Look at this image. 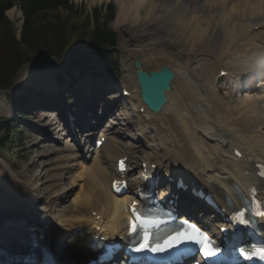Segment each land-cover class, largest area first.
Returning <instances> with one entry per match:
<instances>
[{
	"label": "bare ground",
	"instance_id": "6f19581e",
	"mask_svg": "<svg viewBox=\"0 0 264 264\" xmlns=\"http://www.w3.org/2000/svg\"><path fill=\"white\" fill-rule=\"evenodd\" d=\"M117 1V24L127 21L132 22L131 27L142 28L139 30V41L145 39L149 31L152 45L155 46L151 50V57L159 62L172 61L177 67L172 68L175 81L180 82L178 91L176 89L173 92L175 90L172 87L173 91L166 94L167 103L163 111L153 114L147 108L144 110V116L149 115L148 129L157 132L154 140L158 138V143L151 145L143 160L149 159L157 166L164 165L174 170L184 169L200 185L212 189L216 195L226 194L231 199L234 198L232 189L245 194L251 192L254 186L263 188L264 182L258 180L257 173L260 172V166L264 165V80L258 81L257 86L253 87L250 80L253 76L264 77V0ZM166 44L172 50L179 48L178 54L199 58L196 59V68H189V64L183 61L185 57L182 59L178 54L172 55L169 51L159 49ZM139 60L144 67V61ZM127 61L123 66L128 78L123 86L129 91L128 98L132 96L136 103L132 107L134 110L145 105L139 98L134 70H131ZM27 69L28 66H25L17 74L16 80L22 81L20 84H24L25 80H37L39 69L49 70L34 62V68L25 77L26 72L22 71ZM222 70L234 82L232 91L244 93L238 101L229 91L220 93L216 88L217 75ZM239 86L244 89L243 92ZM100 93L104 92L88 94V101L93 102L89 112L94 110ZM2 102L3 96L0 95V110ZM41 116L56 115L44 112ZM48 117L41 120V129L47 134L64 132L60 122H53ZM107 117L108 112L96 123L99 131L105 130V140L98 150L90 148L95 136L92 132L85 134L82 146H77L74 140H70L71 135L63 132L61 143L57 142L59 147L55 145L57 148L45 146L38 137L32 141L31 145L45 150L31 161L28 168L51 163L54 157L40 158L46 157L50 150L51 153H57V164L54 160L53 168L49 169L53 172L48 177L51 186L48 202L36 199L30 186V177L21 176L13 164L0 157V208L5 209L0 222V241L4 239L8 246L22 248L20 241L29 237L25 224L35 219V214H30L33 210L39 212V221L46 224L44 237L53 243V247L79 249L88 242L97 225L109 239L123 235L121 229L126 220L123 205L133 198L134 192H127L123 198H116L110 192L111 179L116 177L113 167L119 157L115 154L120 149L117 137L112 134L117 125L104 123L102 120ZM73 119L76 120V117ZM156 146H159L160 151H165L161 152V156L158 150L155 151ZM235 150L242 154L240 158L234 155ZM73 166L77 168L73 170L71 185L66 188L62 181ZM74 181L80 182V189L76 193L79 196L71 200L72 207L62 208L59 200L69 195L67 193L73 189ZM162 193L166 192L161 189ZM82 208L94 210L101 218L104 215V222L86 217L81 212ZM75 228L77 230L73 232ZM19 231L20 235L5 238L7 234Z\"/></svg>",
	"mask_w": 264,
	"mask_h": 264
},
{
	"label": "rangeland",
	"instance_id": "374dc122",
	"mask_svg": "<svg viewBox=\"0 0 264 264\" xmlns=\"http://www.w3.org/2000/svg\"><path fill=\"white\" fill-rule=\"evenodd\" d=\"M71 1L77 7L78 13L72 17L66 18V17L60 16V18L63 20L66 18L65 19V21H67L66 26H68V24L73 22L79 27V24H82L85 21H87L88 24H86L85 26L86 28L83 27L82 29L84 30V32L86 30L91 29L92 25L94 24L96 15L98 16L99 22L103 21L104 15L106 13H109L108 11H105L104 9L105 5L112 4L113 7H115L114 17L112 21L109 22L108 27L112 29L114 32H116L117 34L115 57L117 59L118 69L113 70L112 72H104L103 74H101L102 76H105L106 79L103 82L105 84H109L110 89L105 90L104 93L101 95V97H99L97 101V105H95L93 114L95 115V117L101 120L104 114L108 112L109 117H107L106 119L104 118L102 121L104 123L108 121V123H111L112 125H117L112 133L115 137H117L116 140L119 144L118 146L120 149V151H118L115 154L116 156L122 155L125 152V150L128 149L129 146L135 148V150L133 149V152L129 150L131 154L133 153L132 154L133 158L136 159L137 157H140L141 155H146L149 153V149H151V147L153 145L155 146L156 144L157 140L154 141L152 137L154 133L152 132V136H151V130L148 129L147 123L138 125L139 123H137L134 118L135 114H132L136 112L131 111L129 108H127L129 103L135 104V101L132 98V96L129 97L130 99L119 100L118 102L116 101L117 95L112 94L114 92V90L112 89V86L114 84L119 85L120 83H125L126 77L128 78V76H125L126 71L123 66L124 62L127 60H128L127 62L130 64L131 70H133L132 63L135 59H141L144 61L143 68L145 70H157L160 65L168 66L171 69L177 68V67L172 61L159 62L157 59H153L151 57L153 56L151 54V50L152 49L154 50L155 46L152 45L153 39L148 34L149 31L146 32L147 37L139 41V32H141L139 30H141L142 28L139 29L138 27H135V26L131 27L133 26L132 22L128 23L127 21L117 24L118 11H119V3L117 0H71ZM5 15L9 19V21L12 22L15 29H17V35H18V32L22 25V20H23L22 13L19 7L13 6L11 9L6 11ZM56 15H59V12L52 11L50 13H47L46 17L47 19H52V17H55ZM77 32L79 33V30ZM160 32L164 34L163 31H160ZM160 32H159V35L163 36V34ZM74 35L77 36V34H74ZM167 46L168 44L160 46L159 49H163L167 52L169 51V53L172 55H177L179 53V48L175 47L172 50V49H169ZM178 56L179 58H182V59L185 57L183 61L189 64L190 66L189 68H191L192 70L193 68H196V59H199V58L191 56V55L185 56L183 53L178 54ZM34 62L35 60L30 61L29 63L23 65L16 73L15 80H14L12 87L8 90H2V93L0 92V95L3 96V102H2L3 106H1L2 109L0 110V117L10 119V122L8 124H11V128L13 131L12 138L10 139L9 143L5 147L0 148V157L5 158L6 161H8L10 164H13L15 169L18 171V173L21 176L25 175V176L30 177V186L32 187L34 191V195L36 199L38 200L41 199L43 201L48 202L50 201L49 193H51V186L48 184L49 182L48 177L50 176V173L53 172V170L51 172L49 169L53 168L54 160L56 161L55 165L57 164V157H56L57 153H51L52 150H50L47 153L48 155L46 157L40 158V159H46V158L54 157L51 160V163L47 162L45 164H40L38 166H34V167L32 166L28 168L27 166L31 163V161L33 159L38 158L40 154L45 150V149L44 150L41 149L40 147L36 148L34 145H31V144H32V141L40 138L39 140H42L41 143H43L45 146L50 145V147H55L56 145L59 147V145H57L58 143L56 142L61 143V140L64 136L63 133H65L66 129L64 125L62 124L60 126L61 128H63L64 132L63 131H61L60 133L49 132V134H47L46 131L41 129V123L43 120L40 121L41 118L38 117L37 111H35L40 107H38V105L20 106V105H17L16 102L19 96H22V95L36 96L38 93H40L39 90H42L44 87L46 88V86L47 87L51 86L49 84H51L52 75H55L59 71H62L66 65L60 62L59 65L56 68H54L52 71H45L44 69H39V73H37V76L39 78L37 80H33L31 82L25 80L26 82L23 81V83L26 85L20 84V82L22 81L19 79L16 80L17 74L25 66H28V69L26 71H22V73L26 72L25 74V77H26L28 71L34 68ZM74 71L78 73L79 68H75ZM98 71H99L98 68H92L91 70H88L87 72H85L84 76L88 78V82H92L94 80H100V77H97L95 75ZM213 72H215V70ZM22 76L20 78H22ZM231 85H233V81H230L227 78V80H225L224 82L218 83L217 86L221 87L222 93H224V91H229L230 94L233 96L234 91H232ZM179 86H180V82L174 80L172 83V87H173V90L175 91H173L172 89L171 90L173 92H176V89L180 88ZM78 87L79 86H70L68 91H71L73 94V92H75L76 89H78ZM62 90L64 92V87ZM235 99L238 100V97H236ZM48 102L49 100L47 101V103ZM77 106H78V103L76 102V99H75L73 103V108ZM79 109L81 111L83 110L82 108H79ZM89 115L90 114H87V117L84 120L85 122L87 121L86 123L90 122V120L92 119H95L94 116H92V119H90ZM44 119H46V117ZM32 129H35L37 131L32 132L31 131ZM43 132L46 133L47 135L43 134L44 135L43 136L42 135ZM115 134L116 135L120 134V135L118 137ZM1 135L4 136V132L1 133ZM70 140H72V138ZM148 144L149 146H147ZM28 147H29V150H27ZM155 149L159 150L160 148L156 146ZM163 152L165 151L163 150ZM161 155L162 154L160 152L159 156ZM164 155L165 153H163V157ZM75 163L77 164V162H73L74 165ZM76 168L77 167L73 166V168L69 171V173L63 179L62 182L65 183L64 185L66 186V188L69 185H71L70 182H71V179L73 177V174ZM79 183H80L79 181H76L75 183H73L72 184L73 189L69 193H67L69 195L63 198L64 200L63 199L59 200L60 207L62 208H66L67 206L69 208L72 207L71 200L74 197L78 198L79 196L78 194L76 195V193L80 189ZM40 188H43V189L41 190Z\"/></svg>",
	"mask_w": 264,
	"mask_h": 264
},
{
	"label": "trees",
	"instance_id": "16d2710c",
	"mask_svg": "<svg viewBox=\"0 0 264 264\" xmlns=\"http://www.w3.org/2000/svg\"><path fill=\"white\" fill-rule=\"evenodd\" d=\"M15 4L23 14L19 37L5 15ZM108 7L110 15H105L107 19L100 23L96 15L93 27L84 32L82 29L87 21L79 27L73 22L66 26L65 19L78 13L71 0H0V89L10 87L20 66L44 52L57 55L59 60L67 61L71 66L91 62L101 67L109 65L112 51L108 48L114 46L116 36L107 27L113 13V7ZM52 11L59 15L47 19L46 14ZM60 16L66 18L63 20ZM66 71L70 77L74 76L72 71ZM56 76L61 79L59 73ZM1 128L8 131L7 137L0 138V147H4L11 138V130L3 119H0Z\"/></svg>",
	"mask_w": 264,
	"mask_h": 264
},
{
	"label": "water",
	"instance_id": "95a60500",
	"mask_svg": "<svg viewBox=\"0 0 264 264\" xmlns=\"http://www.w3.org/2000/svg\"><path fill=\"white\" fill-rule=\"evenodd\" d=\"M57 57L43 53L38 63L42 66L56 65ZM135 77L141 101L149 110L158 113L166 104V92L170 90V82L174 78V71L167 66H160L159 70L144 71L141 62L135 61Z\"/></svg>",
	"mask_w": 264,
	"mask_h": 264
},
{
	"label": "snow or ice",
	"instance_id": "6c2138e0",
	"mask_svg": "<svg viewBox=\"0 0 264 264\" xmlns=\"http://www.w3.org/2000/svg\"><path fill=\"white\" fill-rule=\"evenodd\" d=\"M123 164V162H121V165ZM253 191V194L255 192V190H252ZM133 211L135 213V206H133ZM136 219H139V217H136ZM194 228V226H193ZM137 229V225H136V222L135 220H133L132 222H130V232H135ZM197 233L199 232L198 229L195 230ZM180 235H183V234H180ZM180 235L176 236V237H173V240H179L180 239ZM189 239H191V237H188ZM206 240V238H205ZM168 246H171V242L168 243ZM148 247V241L147 239L145 238L144 242L140 245V247H137L136 248V251H141L143 248H146ZM154 251H162L163 249L160 248V249H153ZM243 255V253H241ZM205 255H214V252L208 248V249H205Z\"/></svg>",
	"mask_w": 264,
	"mask_h": 264
}]
</instances>
